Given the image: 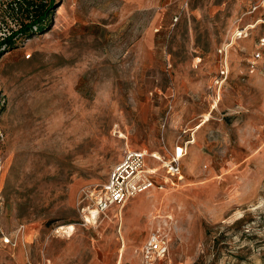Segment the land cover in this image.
<instances>
[{
	"label": "rangeland",
	"instance_id": "obj_1",
	"mask_svg": "<svg viewBox=\"0 0 264 264\" xmlns=\"http://www.w3.org/2000/svg\"><path fill=\"white\" fill-rule=\"evenodd\" d=\"M253 1L54 0L46 30L0 46V264H143L154 232L166 264H264V77L247 73L264 26L214 85ZM12 3L0 42L25 18ZM181 134L179 187L89 215L127 150L167 158Z\"/></svg>",
	"mask_w": 264,
	"mask_h": 264
},
{
	"label": "built area",
	"instance_id": "obj_2",
	"mask_svg": "<svg viewBox=\"0 0 264 264\" xmlns=\"http://www.w3.org/2000/svg\"><path fill=\"white\" fill-rule=\"evenodd\" d=\"M246 16H253L254 23L236 31V36L218 48L219 69L214 85L221 90L230 75V54L235 50L236 40L247 39L251 30L264 26V0H254ZM254 54L247 65V73L260 74L264 77V35L255 43ZM166 129V123L163 125ZM185 134V132H183ZM181 134L177 140L175 150L167 158L148 150H127L122 160L115 165L109 178L100 189L88 193L93 206L89 214L98 217L114 206H122L129 200L150 192L151 190H166L177 188L185 181L182 160L191 144L195 142L194 135L187 140ZM148 160L156 162L158 166H149ZM164 172V175L161 174ZM9 243V240H6ZM170 251L169 240L159 232L152 233L141 248L140 255L143 264H166ZM171 264V263H169Z\"/></svg>",
	"mask_w": 264,
	"mask_h": 264
},
{
	"label": "trees",
	"instance_id": "obj_3",
	"mask_svg": "<svg viewBox=\"0 0 264 264\" xmlns=\"http://www.w3.org/2000/svg\"><path fill=\"white\" fill-rule=\"evenodd\" d=\"M54 5V0L50 2L46 0H13L14 10L22 13L25 18L20 22L19 30L0 42V46L4 45L5 48L13 49L18 39L31 38L35 28L40 33L46 30L52 20Z\"/></svg>",
	"mask_w": 264,
	"mask_h": 264
},
{
	"label": "bare ground",
	"instance_id": "obj_4",
	"mask_svg": "<svg viewBox=\"0 0 264 264\" xmlns=\"http://www.w3.org/2000/svg\"><path fill=\"white\" fill-rule=\"evenodd\" d=\"M210 119H211V115L210 114H206L204 116V121H203L202 125L200 126V128H202L205 124H207L210 121ZM156 156L159 157L158 154ZM91 214H94L95 215L94 212L91 213ZM86 220H87V222H90L91 221V218L90 217H87ZM75 230H76V227L74 225H66V226H61L58 229V233H60V234H62L64 236H67V237H71L72 234L75 232Z\"/></svg>",
	"mask_w": 264,
	"mask_h": 264
}]
</instances>
